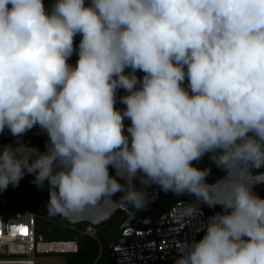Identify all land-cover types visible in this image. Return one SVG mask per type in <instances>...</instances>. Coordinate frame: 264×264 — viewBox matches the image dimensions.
<instances>
[{"label": "clouds", "instance_id": "1", "mask_svg": "<svg viewBox=\"0 0 264 264\" xmlns=\"http://www.w3.org/2000/svg\"><path fill=\"white\" fill-rule=\"evenodd\" d=\"M37 126L44 152L21 142ZM5 128L17 140L0 148V192L31 174L51 215L187 193L193 213L224 212L174 264H264V199L247 180L264 167V0H0ZM207 153L224 183L193 166Z\"/></svg>", "mask_w": 264, "mask_h": 264}, {"label": "built area", "instance_id": "2", "mask_svg": "<svg viewBox=\"0 0 264 264\" xmlns=\"http://www.w3.org/2000/svg\"><path fill=\"white\" fill-rule=\"evenodd\" d=\"M43 2L45 10L50 12L54 0H43ZM89 3L85 0L86 6ZM74 39L78 47L82 36L77 34ZM7 145L16 147V143L7 141L0 143V148ZM33 177L26 173L20 182ZM195 205L190 198H182L168 208L160 210L153 224L145 227L127 226L121 229L110 253L114 264H156L175 261L181 243L199 240L204 233L202 229L209 216L204 207H200V212L193 213ZM37 220L38 215L32 210L0 211V255H3L0 264H35V257L38 254L78 250V243L75 240L45 239L44 235L37 231ZM72 226L74 227V224ZM95 229L96 227L90 224L85 232L95 236ZM64 242L75 243L76 247L62 249L52 246Z\"/></svg>", "mask_w": 264, "mask_h": 264}, {"label": "trees", "instance_id": "3", "mask_svg": "<svg viewBox=\"0 0 264 264\" xmlns=\"http://www.w3.org/2000/svg\"><path fill=\"white\" fill-rule=\"evenodd\" d=\"M55 3H51L53 6ZM188 81H184V86L187 87ZM115 107L117 109H124L126 105L116 103ZM129 123H126L125 126H129ZM17 138L10 135L4 140H0V143L11 141L16 143ZM21 142L28 144L30 146L38 148L41 152H44L46 143L48 142V137L46 133H43L42 130L37 126L32 130L28 131L22 138ZM211 153L205 154L201 160L203 161V169H211L207 181L213 183L219 178L223 177L226 173L223 169L218 168L215 163L210 159ZM264 170V167L259 169H253V172H261ZM34 177L28 180L22 181L17 187H8L7 190L0 192V211L7 210H32L38 215V232L43 234L47 240H58V241H77L78 250L76 252H67V264H99L101 259H103L106 248L108 247L110 241L116 233V229L125 219V215L122 213L120 216L108 221L96 227V235L92 236L85 232V229L90 223L88 221H83L77 224H74V227L64 215L49 214L47 208V202L49 200V191L47 182L45 186L41 189L38 188L33 183ZM264 187V184L261 186L260 190ZM259 197L264 199V193ZM166 194L165 202L161 210L168 208L172 203L183 198V195H176L172 192H164ZM206 211L208 216H212L218 212L223 213L224 209L217 205L214 208L207 207ZM48 222H52L53 226L50 230L46 229L43 233L41 230V224L47 225ZM205 233L201 235L203 237ZM200 238V239H201ZM102 264H114V260L111 254L104 259Z\"/></svg>", "mask_w": 264, "mask_h": 264}, {"label": "water", "instance_id": "4", "mask_svg": "<svg viewBox=\"0 0 264 264\" xmlns=\"http://www.w3.org/2000/svg\"><path fill=\"white\" fill-rule=\"evenodd\" d=\"M90 2V0H87ZM74 48H78L76 45V41L74 39ZM78 60V55L76 52L73 53V55L68 60V63L72 66L76 65V62ZM131 69H125V73L127 74ZM136 76L139 79H142L145 75L143 72L137 70ZM128 93L124 89H119L117 92V103L123 104L120 102V97L127 95ZM110 174L115 175L114 169H109ZM264 170L261 172H253L251 176L247 177V180L252 185L253 192L259 196V189L264 184ZM226 178V174L219 178L217 181L209 184H216L218 181L222 184L224 183V179ZM139 187V185H137ZM217 187H219V184H217ZM146 191L150 195V202L148 203L147 207L142 210H137L132 205L125 204L123 202L121 203H113L114 200H119V195L117 194L116 197H113L112 200H102L99 202L96 206H90L86 209H84L81 212L76 213H70L68 215H64V217L67 219L68 222L71 224H77L83 221H88L90 224L94 225L95 227H98L104 223H107L108 221L120 216L122 213L125 214V219L120 224L118 229H116V233L112 240L110 241L108 247L106 248L105 254L103 259H101V262L99 264H102L104 259H106L109 254L111 253V250L113 246L116 243V240L122 231L121 229L127 227V226H140L145 227L149 224H153L154 219L158 212L163 207L164 198L166 197V194L161 191L157 186H153L152 188L146 189ZM183 198L191 199L195 204L198 202L196 201V198L189 194H184ZM200 207L207 208L208 206L201 204ZM156 264H174V261L170 262H159Z\"/></svg>", "mask_w": 264, "mask_h": 264}, {"label": "rangeland", "instance_id": "5", "mask_svg": "<svg viewBox=\"0 0 264 264\" xmlns=\"http://www.w3.org/2000/svg\"><path fill=\"white\" fill-rule=\"evenodd\" d=\"M185 80H187V78ZM10 135H11L10 131L7 128H5L3 133H0V140H4L8 138ZM52 226H53L52 222H48L46 226L44 224H41L42 227L41 231L44 233L46 229L50 230ZM67 256L68 253H60V252L38 254L35 257V264H67L66 261ZM1 257H3V255H0V258Z\"/></svg>", "mask_w": 264, "mask_h": 264}, {"label": "bare ground", "instance_id": "6", "mask_svg": "<svg viewBox=\"0 0 264 264\" xmlns=\"http://www.w3.org/2000/svg\"><path fill=\"white\" fill-rule=\"evenodd\" d=\"M264 178V176H263ZM54 248L58 247V248H62V249H74L76 247L75 243L72 242H64V243H59V244H53L52 245Z\"/></svg>", "mask_w": 264, "mask_h": 264}, {"label": "flooded vegetation", "instance_id": "7", "mask_svg": "<svg viewBox=\"0 0 264 264\" xmlns=\"http://www.w3.org/2000/svg\"><path fill=\"white\" fill-rule=\"evenodd\" d=\"M130 122V120L129 119H127V118H125V120H124V123L126 124V123H129ZM203 161L200 159L199 161H193V166H195V167H197V168H200V169H203L202 167H203ZM261 188V187H260ZM260 190V189H259ZM264 193V187L260 190V195H262ZM165 199V198H164ZM166 200V199H165ZM165 200H164V202H165ZM167 201V200H166ZM164 202H163V204H164Z\"/></svg>", "mask_w": 264, "mask_h": 264}]
</instances>
